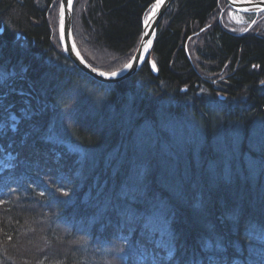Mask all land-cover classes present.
Listing matches in <instances>:
<instances>
[{
    "label": "trees",
    "instance_id": "trees-1",
    "mask_svg": "<svg viewBox=\"0 0 264 264\" xmlns=\"http://www.w3.org/2000/svg\"><path fill=\"white\" fill-rule=\"evenodd\" d=\"M58 1L0 0V69L12 76L0 78V157L43 174L36 198L16 194L0 207V264H264V26L235 33L211 20L221 0H174L151 53L158 74L147 63L108 86L76 69L57 73L62 66L47 53L57 39L50 21ZM153 1L76 0L74 39L85 59L103 71L125 65ZM17 34L28 48L13 45ZM78 78L104 97L77 105L76 126L63 119L64 130L48 133L60 129L90 151L60 168L63 156L52 155L58 145L38 131L52 120L37 111L60 116L55 108L70 103ZM221 80L224 101L214 88ZM161 109L200 130L171 138L154 122ZM136 134L143 150L135 153ZM14 181L0 174L11 194L21 190ZM138 183L152 194H139ZM112 218L126 225L119 231L128 239L111 230ZM54 243L61 247L53 252Z\"/></svg>",
    "mask_w": 264,
    "mask_h": 264
},
{
    "label": "bare ground",
    "instance_id": "bare-ground-1",
    "mask_svg": "<svg viewBox=\"0 0 264 264\" xmlns=\"http://www.w3.org/2000/svg\"><path fill=\"white\" fill-rule=\"evenodd\" d=\"M75 1L74 0V5H73V14H72V32H73V28H74V13H75V10H74V7H75ZM156 0L153 1V3L155 2ZM225 1V0H223ZM243 1H248V0H243ZM251 1V0H250ZM255 1H258V0H255ZM222 3V0L220 1V4ZM225 3H227L225 1ZM60 4H61V0L58 1V6H57V20H55L54 18L50 21V25H51V29H53L54 27V36L56 35V38L55 40H53L51 42L52 44V47L51 48V51L47 53L48 54H51V61H53L55 64L57 65H60L62 67L61 68V71L59 70L57 73L62 76V77H65V74L64 72H66L67 70H70L72 71V69H76L74 67V65H72L70 59L64 54L63 52V49H62V45L60 44V38H59V33H58V28H59V14H60V11H59V8H60ZM229 5V4H228ZM220 7V5H219ZM219 7L212 13V17H211V20L214 21L215 18H216V12L217 10L219 9ZM229 7L231 8V6L229 5ZM232 9V8H231ZM233 10V9H232ZM234 11V10H233ZM235 12V11H234ZM239 13V12H238ZM264 14V11L263 12H259V14ZM259 14H251V15H259ZM146 16V15H145ZM55 24H56V27H55ZM256 25V24H255ZM261 26H250L249 28H247L246 30H244L243 32H248L251 28L256 29L254 32H256ZM3 27H0V34L3 33ZM262 30V29H261ZM260 31H257L256 33H258ZM263 33V32H261ZM264 34V33H263ZM262 34V35H263ZM1 36V35H0ZM73 38H74V32H73ZM75 41V39H74ZM76 43V42H75ZM15 44H17L18 46H20L21 48H28L29 45H28V42L27 40L21 36L20 34H17V38L15 39V41H13V45L15 46ZM78 45V43H76ZM16 47V46H15ZM79 48V47H78ZM80 50V49H79ZM84 56V55H83ZM85 58V57H84ZM49 60V59H48ZM6 61H9L8 58H6ZM87 61V60H86ZM147 64V63H146ZM97 68V67H96ZM98 69V68H97ZM100 69V68H99ZM77 71L79 69H76ZM101 70V69H100ZM80 71V70H79ZM114 71H117V69H113V70H110V71H107V70H104L105 73H108L110 74V72H114ZM4 72H7L6 70H4ZM82 73V72H81ZM16 75V74H15ZM68 75V74H67ZM84 75V74H83ZM72 76V75H71ZM12 76H8V81H12ZM48 79L50 80V78L48 77ZM215 84V83H214ZM63 85H67V83H64ZM114 86V85H113ZM214 88L215 89H219L220 92L219 94H217V97L218 99L224 101V100H227L228 99V93L227 91L222 87H216V84L214 85ZM185 89V88H183ZM183 89L181 90V92H185L183 91ZM194 89H197V91L199 90L200 92H204L203 90H200L198 88V84L194 85ZM69 94L72 95L71 92H69ZM180 96V97H179ZM178 96V98H183V94L180 93ZM72 98H74V95L73 97H71V100H73ZM77 105L81 104V103H86V98L84 97H79V99H76L75 100ZM65 104V101L61 107V109H59V107H56L55 110L56 112H58L59 110H61V112L59 111V114L60 116L56 117L55 116L53 117L52 115V112H51V108L49 109H44V108H40L39 111H37V115L40 117V118H44V119H51L52 122L50 123V125L48 126V128H44V127H40L38 128V131L44 133L42 135V137L46 138L48 140V142H52L58 146H55L54 145V152L52 153L53 157L57 160L58 157L60 156H63V158L60 160V165L59 167H63V168H69L73 162H77L79 159L81 160L82 158H88V156H86L83 151H81L83 149L82 145H80L77 141L74 143V146L77 147L79 149V152L75 151V150H70L69 147L67 146V144H65L66 142H68V138H67V135L60 129H55L54 133L53 134H48L50 132L51 129L53 128H59L60 126H62V120L64 119L65 115L63 114V112H67L68 109H69V103L67 105H64ZM205 104H207L205 102ZM54 111V110H53ZM175 113V112H174ZM174 113H169L168 111H166V115H168L169 117L172 116V115H175ZM12 116H16L17 117V121L16 122H13L11 120V117ZM10 117V121L12 122L11 124V129L15 130L16 128V124L17 122H19V117L17 115H12ZM162 113L161 112H157V117H156V121H154L155 123L156 122H160V118H162ZM70 119V118H69ZM71 120V119H70ZM15 123V124H14ZM48 134V135H47ZM168 136H170L171 138L173 137V135L170 133V132H167ZM195 137H198L197 135H195ZM74 138L75 135H74ZM134 146H133V149H137V150H143L142 148V137L139 136V134H136L134 136ZM110 140V141H109ZM106 141H109L107 143L108 146H113L115 144V139H112V136L108 135L106 138H104L103 142H106ZM65 142V143H64ZM53 145V144H52ZM150 150L153 151V147L152 146H149ZM40 150V149H39ZM65 152H63V151ZM135 151L138 152V151ZM145 150V148H144ZM42 151V150H40ZM67 152V153H66ZM2 155H4L6 157V155H8L7 153H3ZM65 156V157H64ZM68 156V157H67ZM29 157V155L27 156ZM74 157H76L77 159H75ZM139 158L138 155H136L133 159L137 160ZM11 159L10 158H7L6 160L3 159L2 157H0V174L2 176H5L7 178V180H15L14 182L16 184H18L19 186H21V190L18 191L17 193H14V194H11L8 192V190H6L7 187H5V185L1 184L0 182V207H4L5 205V201L10 197L12 196H15L17 194V197L19 198V195H21L25 201L27 199H31L33 200L34 197L36 198V194H37V191L39 189L38 185L36 183L40 182L41 178H42V175L40 172H34L30 167L29 165H26L24 163H21V162H17V163H14L12 161H10ZM30 161V160H28ZM75 165V164H74ZM28 166V167H27ZM105 178H109V173H107L105 175ZM17 185V186H18ZM136 191H138L139 194L143 195V194H152V189L150 186H147L145 184H137V186L135 187ZM122 195V194H121ZM139 196V195H138ZM138 204H140V202L138 201ZM138 206V205H137ZM53 211H54V208H56L55 206H53ZM114 219V218H112ZM114 223V227H112V231L114 233H116L117 235H120L122 236L123 238L125 239H128V237H126L125 235H122L120 233L119 230H122L126 225L122 223V221H118V219H114L113 220ZM162 237V236H161ZM162 239L164 240V242L167 244V241L162 237ZM119 241V240H118ZM116 240V242H118ZM116 242H111V243H115L117 245ZM57 246H60V244H57V243H54L53 245L49 246L53 249V252L56 250V247ZM36 250L39 252L42 253V251L40 250V247L39 245L37 244L36 246ZM185 249H183V252L184 253ZM173 252V251H171ZM171 259V258H170Z\"/></svg>",
    "mask_w": 264,
    "mask_h": 264
},
{
    "label": "water",
    "instance_id": "water-1",
    "mask_svg": "<svg viewBox=\"0 0 264 264\" xmlns=\"http://www.w3.org/2000/svg\"><path fill=\"white\" fill-rule=\"evenodd\" d=\"M174 0H156L151 10L146 14L145 19L142 23V34L139 45L137 46L135 53L127 64L122 66L117 71V75L112 76L105 73L103 70L97 69L92 64L86 61L83 54L80 52L78 45L75 43L72 32V14L74 0H72L71 7H68V0H63V16H61V4L59 14V38L60 44L64 54L70 59L72 65L76 69H79L84 75L97 84L103 85H119L124 81L132 79L133 76L137 75L143 66L148 63L151 72L158 74L156 62L151 58L153 45L156 41L158 33V27L161 23L163 16L169 10ZM236 13L241 14H259L264 11V0H225ZM61 18H63V32L61 31ZM130 65V66H129ZM103 73V75H102ZM185 91V89H183Z\"/></svg>",
    "mask_w": 264,
    "mask_h": 264
},
{
    "label": "rangeland",
    "instance_id": "rangeland-1",
    "mask_svg": "<svg viewBox=\"0 0 264 264\" xmlns=\"http://www.w3.org/2000/svg\"><path fill=\"white\" fill-rule=\"evenodd\" d=\"M56 9L57 8H54V10H53L54 13H53V15L51 17V20L53 18L54 19L56 18L55 20H57V11H56ZM78 12H79V10H78ZM76 18H77V16H76ZM76 18H75V21L78 22L76 20ZM215 20L220 21L223 25L228 27L229 30H231V31H233L235 33L243 32L244 30H246L250 26H255V28H256L257 25L258 26H264V15H262L261 13L259 15L255 16V18L251 14L247 15V14L236 13L229 7L228 3H225V1H223V0H222V3L220 4L219 9L216 12ZM55 27H56V24H55ZM53 31H54V27H53ZM55 38H56V36H55ZM87 53H90V56L93 58V53L92 52L88 51ZM193 59L196 62L199 61L198 59H195L194 57H193ZM87 62H89L90 64L93 65V63L90 62L89 60ZM94 67H96V66H94ZM4 70H5L4 68L0 69V78L1 79H4V78H6L7 76L10 75L7 72H4ZM202 72H204V71H202ZM222 81L223 80L219 81V83L216 82L215 83L216 87H218V88L222 87V85H220L222 83ZM72 84L74 85V87H73L74 90H71V92H72V95H74V98H72L73 100H70L68 111L67 112H63V114L65 115L64 119L68 123L69 128L71 126H76V124L78 122V117L81 114L80 111L77 108L78 106H77V103L75 101L76 99H79V97H84V98H86V100H90L91 99V100H94V101L98 102L99 100H101L102 97H104L103 96L104 92H100L98 89H96V87H94L93 85L88 84L87 82L86 83L80 82V78H78V80H74L72 82ZM72 95H70V97H73ZM159 112H161L162 115H163L162 118L159 119L160 122H158V124L160 125L159 126L160 130L163 129L164 131H166V132L168 131L171 134L172 133H174V134L180 133V134H184V135L185 134H189V133H193V131H195V132L197 131L198 132L200 130V125L198 127L197 124L195 123V121L193 119H191V118L184 119L183 117H177L176 119H172V118H169V116L165 114L166 111H164L163 109H161ZM11 120L13 122H16L17 121V117L16 116L15 117L12 116ZM74 122H75V125L73 124ZM59 128L64 130V128L62 126H60ZM50 131H52V129ZM54 132L55 131H53V133ZM165 134L167 135V133H165ZM200 134H197V135H200ZM191 139H194V136L186 135L184 137V141L186 140L187 143ZM65 144H67V146L69 147L70 150L72 149V150H75V151L79 152V149L74 146V142L71 141V139H68V142H66ZM81 151H83V153L86 156H88V158H90V156H89V152L90 151H88L87 148L82 149ZM164 151H165V148H164ZM111 244H110V247L112 249H114L115 252L118 253V250H119L118 247L119 246L116 245L115 243H111ZM59 248H60V246H59Z\"/></svg>",
    "mask_w": 264,
    "mask_h": 264
},
{
    "label": "snow or ice",
    "instance_id": "snow-or-ice-1",
    "mask_svg": "<svg viewBox=\"0 0 264 264\" xmlns=\"http://www.w3.org/2000/svg\"><path fill=\"white\" fill-rule=\"evenodd\" d=\"M72 4V0H68V7L70 8ZM63 11H64V7H63V0H61V16H63ZM61 31L63 32V18H61ZM130 66V65H129ZM103 75V73H102ZM112 76L117 75V73L113 72L111 73Z\"/></svg>",
    "mask_w": 264,
    "mask_h": 264
}]
</instances>
